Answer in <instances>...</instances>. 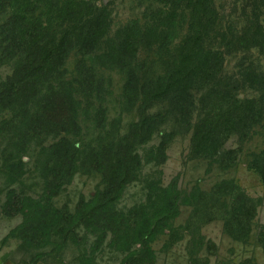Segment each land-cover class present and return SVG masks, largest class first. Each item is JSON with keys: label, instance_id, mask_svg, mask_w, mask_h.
<instances>
[{"label": "trees", "instance_id": "1", "mask_svg": "<svg viewBox=\"0 0 264 264\" xmlns=\"http://www.w3.org/2000/svg\"><path fill=\"white\" fill-rule=\"evenodd\" d=\"M226 2L227 10L217 0H149L142 21L113 34L106 2L0 0V64L9 67L0 79L5 167L25 166L21 155L44 144L35 164L50 199L76 174L102 178L74 213H62L49 199L36 204L19 237L27 246L42 240L56 245L61 236L92 262L109 238L121 264H154L152 244L176 216L179 196L148 188L147 206L117 208L125 188L139 179V148L161 135L152 159L159 163L171 140L190 135L191 158L228 169L239 158L226 147L229 140L245 141L255 127L264 129V71L247 63L252 53L264 58V0ZM73 51L81 59L70 80L64 65ZM228 57L244 63L225 73ZM97 66L122 72L124 104L137 109L138 120L124 135L102 107L106 83ZM250 168L264 184V150ZM218 189L205 196L213 198ZM62 223L66 229L58 231ZM77 228L95 239L90 250L79 243Z\"/></svg>", "mask_w": 264, "mask_h": 264}, {"label": "rangeland", "instance_id": "2", "mask_svg": "<svg viewBox=\"0 0 264 264\" xmlns=\"http://www.w3.org/2000/svg\"><path fill=\"white\" fill-rule=\"evenodd\" d=\"M98 5L106 2L112 11L111 33L133 21H142L149 0H95ZM231 0H217L227 10ZM229 11V9H228ZM178 27H185L178 21ZM185 32H181L183 35ZM247 63L264 71V58L252 53ZM80 56L69 54L64 70L67 79L76 76ZM241 57H228L225 73H232L244 61ZM97 65V64H96ZM99 69L105 80L102 107L107 119L122 135L138 120L136 108H129L123 101L124 76L121 71ZM237 71V70H236ZM9 67L0 64V79L5 78ZM190 135L171 140L163 150L162 162H153L161 144V135L139 148L143 158L139 179L129 184L117 203L121 211L147 206L149 195L156 188H169L179 196L178 211L167 222L165 234L152 244L154 264H264V184L258 173L250 168L255 156L264 150V129L255 127L245 141L232 137L228 149L238 150L237 162L228 169L219 168L214 161L190 157ZM6 146L0 137V258L3 264H121L123 256L110 247L109 238L89 257L92 262L79 257L76 244L64 243L61 236L56 245L46 240L27 246L19 237L33 218V208L42 199H49L56 209L65 213L75 212L77 204L89 201L102 181L96 173L76 174L63 185L55 198L45 194L46 184L35 162L44 144L35 154H22L25 166L5 167L2 158ZM30 160V162H29ZM218 189L212 198L205 195ZM210 201V202H209ZM212 203L208 207L207 203ZM46 202L43 204L45 205ZM228 220H207L223 215ZM208 216V217H207ZM64 218V217H63ZM252 218V220L250 219ZM228 221V227L226 223ZM66 229L60 224L58 231ZM79 231V232H78ZM80 244L87 249L95 239L77 228ZM86 247V246H85Z\"/></svg>", "mask_w": 264, "mask_h": 264}, {"label": "crops", "instance_id": "3", "mask_svg": "<svg viewBox=\"0 0 264 264\" xmlns=\"http://www.w3.org/2000/svg\"><path fill=\"white\" fill-rule=\"evenodd\" d=\"M0 264H3L1 258H0Z\"/></svg>", "mask_w": 264, "mask_h": 264}]
</instances>
